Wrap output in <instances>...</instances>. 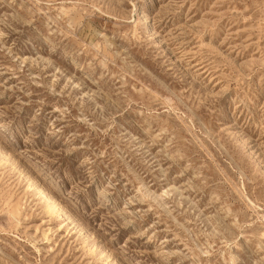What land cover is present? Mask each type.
I'll list each match as a JSON object with an SVG mask.
<instances>
[{
	"label": "rangeland",
	"instance_id": "1",
	"mask_svg": "<svg viewBox=\"0 0 264 264\" xmlns=\"http://www.w3.org/2000/svg\"><path fill=\"white\" fill-rule=\"evenodd\" d=\"M0 264H264V0H0Z\"/></svg>",
	"mask_w": 264,
	"mask_h": 264
}]
</instances>
